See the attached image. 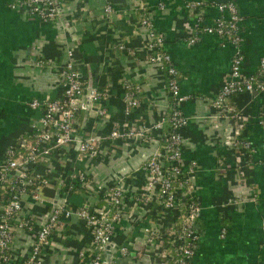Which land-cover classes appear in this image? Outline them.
Masks as SVG:
<instances>
[{
    "label": "crops",
    "instance_id": "0c3cea01",
    "mask_svg": "<svg viewBox=\"0 0 264 264\" xmlns=\"http://www.w3.org/2000/svg\"><path fill=\"white\" fill-rule=\"evenodd\" d=\"M0 0V162L7 145L32 128L39 111L28 105L33 97H54L57 94L58 69L48 60L66 59V48L75 46L80 75L91 86L109 88L111 95L104 101L109 120H101L90 110L80 119V133H99L107 137L102 157L91 159L92 178L106 181L120 175L131 187L142 182L137 167L155 147L150 141L140 147L122 138L108 137L111 121L136 123L150 117L153 111H165L168 105L163 73L146 64L139 51L142 28L137 25L138 11L132 10L134 0H109L112 13L102 11L107 0H68L57 18L43 21L25 10L12 9ZM159 1L165 2L162 9ZM204 20L211 22L218 14L214 2L207 0ZM242 17L243 73L256 69L264 55V0H236ZM153 14L157 27L166 34L165 47L179 72L181 91L190 98L181 103L189 116L183 128L182 160L193 165L192 181L201 205L198 220L200 239L191 264H264V91L241 93L228 101L244 116L243 135L252 149L246 158L231 144V120L211 106V99L226 80L233 45L221 43L213 34H202L188 43L194 25L193 13L184 0H144ZM123 43L124 48L117 47ZM44 60L40 64L38 60ZM138 83L139 106L129 113L123 110L122 79ZM151 108L146 109L145 105ZM95 106V104H93ZM148 111V112H147ZM166 128V124L164 126ZM223 155L225 167L217 160ZM193 163V164H192ZM59 187L43 189L44 197L58 200ZM81 190L70 193L72 203L80 204ZM228 198L235 204L221 206ZM26 206L32 205L29 198ZM91 202H96L91 198ZM44 203L36 207V220L42 222L47 211ZM68 236L57 243L48 257L49 264H74L76 251L84 241L81 224L72 218ZM226 232L220 236V228ZM139 226L116 234L115 240L131 245L130 253L115 254L113 264H151L158 260L153 247L141 241ZM28 244L21 241V248Z\"/></svg>",
    "mask_w": 264,
    "mask_h": 264
},
{
    "label": "built area",
    "instance_id": "2783aa9c",
    "mask_svg": "<svg viewBox=\"0 0 264 264\" xmlns=\"http://www.w3.org/2000/svg\"><path fill=\"white\" fill-rule=\"evenodd\" d=\"M193 13L194 25L188 43H196L202 34H213L221 43L230 42L233 53L226 80L211 99V106L231 120L232 146L246 158L252 149L243 135V112L230 98L253 91H264V55L260 56L256 69L243 73V36L240 31L242 17L236 0L214 2L218 14L211 22L204 20L203 9L207 0H184ZM63 0H12V9H24L25 13L43 21L57 18ZM165 2L159 1L158 9ZM132 10L138 11L137 25L142 28L139 51L146 64L163 73L168 105L164 111H153L150 117L126 125L111 121L108 137L122 138L134 146L154 141L137 167L142 182L131 187L120 175L106 181L92 178L89 173L91 159L102 157L106 138L92 133H80V111L95 112L101 120H109L104 101L110 97L109 88L91 86L80 75L75 58V46L66 48V59L48 60V65L58 69L57 94L54 97H33L28 105L39 111L32 128L20 133L7 145L0 162V183H7V190L0 193V264H49L50 252L57 249L68 236L67 227L72 218L78 220L84 241L76 251L74 264H113L115 254L126 255L131 245L115 240L116 234H125L139 226L141 241L152 246V255L158 260L151 264H191L200 239L198 220L201 205L195 195L192 181L193 165L182 160V130L189 116L181 103L190 94L181 91L179 72L165 47L166 34L157 27L153 14L144 0H134ZM105 14L112 13L109 0L103 5ZM120 43L117 47L124 48ZM43 64L44 60H38ZM123 110L129 113L141 104L139 84L122 79ZM95 104V106H93ZM146 109L151 107L147 104ZM148 112V111H147ZM110 121V120H109ZM264 125V119L259 120ZM166 124V128H164ZM224 156L217 160L219 168L225 167ZM193 164V163H192ZM59 187V199L44 197L45 188ZM84 194L80 204L69 199L71 192ZM29 198L32 205H25ZM94 198L96 202H91ZM44 203L47 211L42 222L36 220V207ZM228 198L221 206L235 204ZM226 228H220V236ZM28 244L21 248V241ZM111 256L107 261V254Z\"/></svg>",
    "mask_w": 264,
    "mask_h": 264
},
{
    "label": "trees",
    "instance_id": "16d2710c",
    "mask_svg": "<svg viewBox=\"0 0 264 264\" xmlns=\"http://www.w3.org/2000/svg\"><path fill=\"white\" fill-rule=\"evenodd\" d=\"M63 1H68V0H63ZM78 115H79V118L82 119V117L84 116V112L80 111ZM7 186H8L7 183H0V193L4 190L6 191Z\"/></svg>",
    "mask_w": 264,
    "mask_h": 264
},
{
    "label": "water",
    "instance_id": "95a60500",
    "mask_svg": "<svg viewBox=\"0 0 264 264\" xmlns=\"http://www.w3.org/2000/svg\"><path fill=\"white\" fill-rule=\"evenodd\" d=\"M110 256H111V254L108 253V254H107V261L109 260Z\"/></svg>",
    "mask_w": 264,
    "mask_h": 264
}]
</instances>
